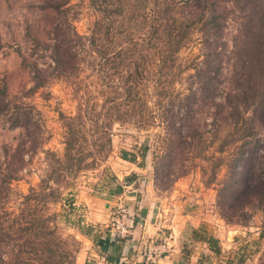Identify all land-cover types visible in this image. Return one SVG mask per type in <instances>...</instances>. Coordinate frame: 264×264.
Wrapping results in <instances>:
<instances>
[{"label": "rangeland", "instance_id": "obj_1", "mask_svg": "<svg viewBox=\"0 0 264 264\" xmlns=\"http://www.w3.org/2000/svg\"><path fill=\"white\" fill-rule=\"evenodd\" d=\"M71 4L73 26L80 38H72L74 47L69 51L73 54L71 72L65 71L57 75L53 70L55 62L52 59L57 31L53 29V20L46 10L49 1L0 0L1 250L9 253L18 249L15 241L9 237L17 236L18 220L20 221L22 213L31 212V208L39 211L38 215L42 220H47L56 212L55 223L60 234L68 240L70 248L81 249L83 244H87L78 235L77 225L80 217L85 219L88 203L92 199H111V196L119 194L115 192L119 184L125 186L124 191H128L142 184L145 177L150 179L151 176L150 181L162 213L160 219L168 224L171 233L180 235L185 250L195 252L202 264H263L264 77L260 75L261 70L264 72V19L256 22L257 29L253 32L230 21L225 29L224 40L220 43L223 46L227 41L228 49L232 50L237 45L241 48V60L237 56L228 58L229 54L223 56V64L227 70L229 66L240 64L238 73L231 71L229 76L228 71L221 77H239L240 72L244 74L242 65L245 61L252 62L251 66L258 61V69L254 66L250 68V73L254 76L250 80L258 85L260 77L263 87L261 90L250 89L246 81L241 85L247 98H262L249 112L255 119L257 135L245 146L246 155L242 164L239 162L243 170L235 179L237 183L229 180L233 179L230 177L232 170L224 165L218 171L216 182L210 184L208 180L213 165L210 158L214 155L215 147L205 152L204 160L197 158L189 163L184 162V168L188 171L180 177L170 174V167H164L167 164L161 158L165 154L164 146L169 145L175 132L168 123L162 124L156 119L144 130L133 121L115 122L106 127L111 139L109 143L98 138L96 126L102 128L106 125V111L112 104L110 100L124 89L122 85L112 88V83H109L112 77L105 78L101 71L99 46L107 44L103 37L99 39L102 17L90 6L89 0H72ZM220 6L223 7L222 4ZM258 12L263 17L264 0L259 1ZM233 16L237 14L232 15V18ZM224 49L227 51V48ZM242 49L245 50L243 53ZM210 52L206 47L203 49L198 34L194 37L193 44L184 47L175 57L174 64L165 72L167 79H159L160 76L157 75L153 82H144L142 90H151L149 106L152 111L155 110V116L160 113L155 104L157 100H164L162 102L166 104L165 108L176 110L178 101L174 99V104L167 101L163 93H188V86L193 80L188 76L195 74L192 69V65L196 64L195 58L201 61L205 56L199 58V55L211 54ZM48 74H52V77ZM39 78H47L48 84L36 89L35 82ZM175 78L176 82L172 83ZM218 84L221 89L212 90L216 94L214 99L198 104L200 112L204 113L208 109L215 111L217 104L225 101L224 97L229 90H222V81ZM230 94L236 95L231 90ZM118 97L121 98L122 95L119 94ZM79 113L85 117L83 134L90 135L91 151L98 157L102 141L108 151L103 153L104 158L94 168L79 173L73 179H57L54 187L62 195L58 203L52 204L49 190H44L46 196L38 197L31 190L38 191L43 180L58 166L52 154L62 158L65 153V138L68 137L65 118L75 117ZM203 113L201 119L203 117V120L209 122L208 132L212 134L215 129L213 126L222 123L224 116ZM180 129L184 130L182 125ZM228 131L229 127L223 128L217 142ZM146 142L149 143L150 151L145 165L139 167L138 164L142 162L139 150ZM180 145L179 149L187 146L184 140ZM123 150L134 152L138 163L122 159ZM234 153L232 147L225 156H232ZM155 155L158 156L156 161ZM189 155L188 149H184L179 159L190 157ZM191 162L197 165L188 169ZM141 169H146L148 173L139 175L138 171H134ZM133 174L138 176L137 179L125 185V178ZM95 227L91 226V234L94 239H99L100 226ZM79 228L87 229V225L82 224ZM211 237L217 240L210 243L215 245L214 250H211L208 242Z\"/></svg>", "mask_w": 264, "mask_h": 264}, {"label": "trees", "instance_id": "obj_2", "mask_svg": "<svg viewBox=\"0 0 264 264\" xmlns=\"http://www.w3.org/2000/svg\"><path fill=\"white\" fill-rule=\"evenodd\" d=\"M48 1L49 6L46 10L53 20V29L57 31L52 48V59L55 62L53 70L58 73L57 75L65 71L70 73L73 54L69 51L74 47L72 38H80L73 26L72 0ZM259 1L257 3L256 0H89L90 6L102 17L99 25V39L103 37L107 43L99 46L101 71L105 78L112 77L111 81H108L112 83V88L122 85L124 89L117 94L116 98L113 97L110 100L112 104L106 111L108 117L106 125L102 128L96 126L98 138L109 143L111 139L106 127L112 126L115 122L133 121L137 127L145 130L147 125L158 119L162 124L168 123L175 131L169 145L164 146L165 154L161 157L167 162L164 167H170V174L178 175V177L184 175L188 171L184 168L186 167L184 162L189 163L190 160L197 158L204 160L205 152L215 147L214 155L210 158L213 165L208 183L214 184L218 171L226 165L229 170H232L230 177L233 179L229 178V180H234L236 184L235 179L243 170L239 162L242 164L246 155L245 146L257 135L255 119L249 112L253 109L252 107L259 104L262 98L257 96L247 98L241 85L243 81H246L250 89L254 90H261L263 85L260 84L262 80L260 77L258 85L250 80L254 78L250 68L254 66L258 69V61H255V65L252 66V62L247 63L248 60L244 62L242 67L245 76L240 72L239 77H229L231 71L238 73L240 64L229 66L227 70L223 64V56L229 54L228 58L237 56L241 60V48L237 45L233 46L235 49L232 50L228 49L227 41L223 46L220 43L224 40L225 29L230 21L252 32L257 29L256 22L264 19V15L260 17L261 14L258 12ZM220 4L223 5L222 8ZM235 14L237 16L232 18ZM241 21H243L242 24ZM198 34H200V44L203 49L208 48L211 54L199 55V58L205 56L201 61L195 58L196 64L192 65L195 74L188 76L193 79L188 86V93L184 95L163 93L167 101L173 104L174 99L178 101L176 110L165 108L166 104L162 102L164 100L161 102L157 100L155 104L158 105L160 113L155 116V110L152 111L149 106L152 98L151 90H142L144 82H153L157 75L160 76L159 79L161 77L167 79L165 72L167 73V69L169 70L174 64L175 57L184 47L193 44L194 37ZM224 48H227V51ZM219 49L221 50L218 51ZM244 51L242 49V53ZM228 71L230 74L227 78L221 77ZM48 75L52 77V74ZM260 76L264 77L262 70ZM36 81L34 86L36 89L48 84L47 78H39ZM221 81L224 84L222 90H229L224 97L225 101L217 104V110L211 112V109H208L204 113L215 116L221 114L224 117L222 123H216L215 126L211 124L215 129L212 134H209L210 124L203 120V117L201 119L203 112L198 109V104L207 99L213 100L216 94L212 90H220L218 83ZM175 82L176 78L172 83ZM230 90L236 95H231ZM119 94L122 95L121 98L118 97ZM65 121L68 134L65 138V153L62 158L52 154L58 166L52 170L46 180H43L38 191L31 190L33 194L36 193V197L46 196L44 190H49L52 204L58 203L62 195L54 187L57 179L65 177L73 179L79 173L94 168L98 165L97 162H101L104 158L103 153L108 151L103 141L99 145L98 157L91 151L90 135L83 134L84 115L79 113L75 117L65 118ZM180 125L184 130L180 129ZM226 126L229 127L228 133L222 140L220 138V142H217L221 130ZM182 140L187 146L179 149ZM232 147L235 153L232 156H225L228 149ZM183 148L188 149L190 157H183L180 160L179 156L182 155ZM149 151L150 146L146 142L139 150L142 158V162L138 164L139 167L145 165ZM121 158L138 163L134 152L123 150ZM156 160L158 156L155 155ZM196 165L191 162L188 169H193ZM156 169L158 171V168ZM137 177L133 174L125 178V185L131 184ZM115 192H123V186L119 184ZM31 209V212L21 214L20 221L18 220L20 223L17 236L9 237L10 240L15 241L18 249L8 253L0 248V264H76L80 249L70 248L68 240L58 231L55 223L57 213L53 212L47 220H42V217L38 215L39 211ZM79 230L91 236V226L87 229L79 228ZM216 241L213 237L208 240L209 244ZM214 248L215 245H211V250Z\"/></svg>", "mask_w": 264, "mask_h": 264}, {"label": "crops", "instance_id": "obj_3", "mask_svg": "<svg viewBox=\"0 0 264 264\" xmlns=\"http://www.w3.org/2000/svg\"><path fill=\"white\" fill-rule=\"evenodd\" d=\"M134 171H138L139 175L148 173L146 169ZM150 179L145 177L142 184L132 189L130 187L128 191L123 190L117 196H111V199H92L88 203L86 217H80L77 225V233L85 239L87 245L83 244L77 254L76 264H145L148 244L165 239L170 250L156 264H202L195 252L185 250L180 235L171 233L168 224L160 219L162 213L159 200ZM119 203L128 207L132 213V216L125 218L129 226V234L125 238L117 237L112 224ZM82 224L87 225V228L99 225V239H94L92 234L88 236L80 232Z\"/></svg>", "mask_w": 264, "mask_h": 264}, {"label": "built area", "instance_id": "obj_4", "mask_svg": "<svg viewBox=\"0 0 264 264\" xmlns=\"http://www.w3.org/2000/svg\"><path fill=\"white\" fill-rule=\"evenodd\" d=\"M116 218L113 220L112 224L116 230V235L119 238H125L129 234V226L125 222V218L132 216L131 211L124 204H120L117 207ZM170 250L168 241L162 240L160 242H151L147 246V253L145 257V264H156L159 258L167 254Z\"/></svg>", "mask_w": 264, "mask_h": 264}]
</instances>
